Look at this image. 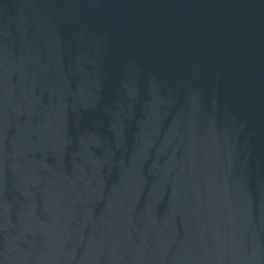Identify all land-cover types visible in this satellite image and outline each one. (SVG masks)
<instances>
[{
  "label": "water",
  "instance_id": "obj_1",
  "mask_svg": "<svg viewBox=\"0 0 264 264\" xmlns=\"http://www.w3.org/2000/svg\"><path fill=\"white\" fill-rule=\"evenodd\" d=\"M0 264H264V0H0Z\"/></svg>",
  "mask_w": 264,
  "mask_h": 264
}]
</instances>
